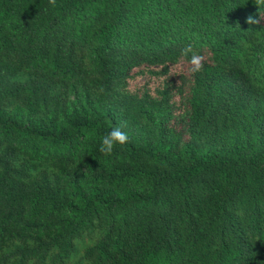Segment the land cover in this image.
Returning <instances> with one entry per match:
<instances>
[{
	"label": "trees",
	"instance_id": "1",
	"mask_svg": "<svg viewBox=\"0 0 264 264\" xmlns=\"http://www.w3.org/2000/svg\"><path fill=\"white\" fill-rule=\"evenodd\" d=\"M57 5L0 0V264H264V8Z\"/></svg>",
	"mask_w": 264,
	"mask_h": 264
},
{
	"label": "clouds",
	"instance_id": "2",
	"mask_svg": "<svg viewBox=\"0 0 264 264\" xmlns=\"http://www.w3.org/2000/svg\"><path fill=\"white\" fill-rule=\"evenodd\" d=\"M255 4L258 6L259 9L264 8V0H255ZM49 5L53 8L57 7V0H49ZM260 19H262L261 15L259 16V19L255 16L249 15L246 18V22L250 25H256L260 23ZM191 52V44L186 45L184 48L181 49V54L185 57H188L189 53ZM203 59V56L196 55L193 53L189 60L190 67L188 68V71L191 73L200 72L203 68ZM128 141V134L122 131L121 127H114L102 137L99 151L105 156H111L118 145L123 146L127 144Z\"/></svg>",
	"mask_w": 264,
	"mask_h": 264
}]
</instances>
